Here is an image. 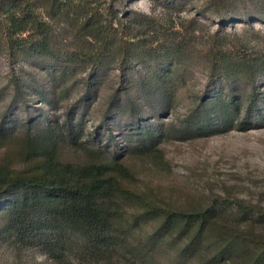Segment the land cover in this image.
I'll use <instances>...</instances> for the list:
<instances>
[{"label":"rangeland","instance_id":"obj_1","mask_svg":"<svg viewBox=\"0 0 264 264\" xmlns=\"http://www.w3.org/2000/svg\"><path fill=\"white\" fill-rule=\"evenodd\" d=\"M61 1L0 0V164L22 166L16 152L24 131H53L60 159L80 161L79 147L115 155L131 172L129 187L163 206L186 213L211 207L230 230H247L240 210L264 218V19L222 22L203 6L205 0ZM25 8L43 23L60 60L21 53L35 38L33 29L13 35L3 12ZM88 12L106 13L103 48L79 28ZM128 27L137 49L122 53L118 40L109 39L118 33L125 39ZM159 45H169L155 70L168 82L166 96L152 91L157 77L150 67L157 60L144 55ZM100 50L103 71L90 78L88 62ZM70 53L79 61L74 69L82 70L62 80L65 92L53 98L33 94L48 89L49 73L55 77ZM125 57L132 58L123 68ZM247 61L260 71H246ZM167 67L173 70L164 76ZM223 104L231 111L221 121ZM63 131H71L73 148L61 138ZM147 133L154 156H139ZM1 215L0 264H56L4 232ZM152 228L147 223L131 230L130 241L142 240ZM183 239L165 237L149 261L125 255L122 264H173Z\"/></svg>","mask_w":264,"mask_h":264},{"label":"trees","instance_id":"obj_2","mask_svg":"<svg viewBox=\"0 0 264 264\" xmlns=\"http://www.w3.org/2000/svg\"><path fill=\"white\" fill-rule=\"evenodd\" d=\"M70 1L61 2L65 6ZM115 1L123 3L126 0ZM203 6L211 8L222 22L234 17L264 19V0H205ZM15 12L13 9L3 12L9 31L13 35L21 34L27 32L29 26L35 37L21 53L60 60L52 52L43 23L26 8L19 9V15ZM104 14L85 13L86 18L79 27L85 30V36L100 42L102 48L107 40L106 25H102ZM125 32V39L122 33H118L115 39H109V42L118 40L122 53L127 52L128 48L137 49V45L131 43L136 35L132 34L130 27ZM168 46L159 45L152 51L147 48V54H144L149 62L157 60L150 67L153 77H157L151 86L152 91L163 96L168 94V82L161 79L155 70L158 58L162 52L165 54ZM102 54L103 50H100L89 60L92 71L90 78L103 71ZM130 58L121 60L123 68ZM76 62H79L76 54H64L55 77L49 73L45 83L48 89L42 92L33 89L35 92L32 93L39 96L49 93L53 98L65 92L62 80H68L82 70L74 69ZM245 65L246 71L250 73L260 71L255 61H247ZM167 68L164 76L173 70ZM47 70L51 71L49 68ZM225 77L235 78L231 73H225ZM87 83L89 86L90 80ZM230 108L229 105H222L219 113L221 121L230 114ZM208 121L206 119L204 124ZM63 132L61 138L65 139L69 148H73L71 131ZM55 136L53 131H24L21 147L16 152L22 166L12 169L5 163L0 164L3 230L20 243H30L56 264H122L125 255H130L132 259L138 256L145 263L150 260L155 249L160 248L165 237L183 234L184 239L181 240L173 264H186L189 258L196 255L198 259L194 264H264L262 214L248 215L246 211L240 210L239 218H246L248 224L247 230L240 231L235 227L225 229L217 221V213L211 207L186 213L163 206L144 192L129 187L131 172L116 160L115 155L79 147L82 155L80 161L62 160L57 155ZM152 139L150 133L144 136L139 146V156H154V152L148 149ZM129 209L132 211L128 212ZM147 223L153 224L150 233L136 243L130 241L131 230ZM256 225L260 231L254 232Z\"/></svg>","mask_w":264,"mask_h":264}]
</instances>
